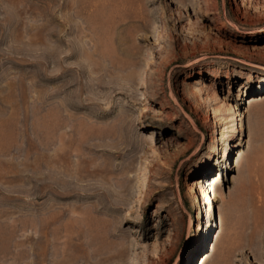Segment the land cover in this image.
Here are the masks:
<instances>
[{
    "label": "rangeland",
    "instance_id": "rangeland-1",
    "mask_svg": "<svg viewBox=\"0 0 264 264\" xmlns=\"http://www.w3.org/2000/svg\"><path fill=\"white\" fill-rule=\"evenodd\" d=\"M259 95L264 0H0V264H264Z\"/></svg>",
    "mask_w": 264,
    "mask_h": 264
},
{
    "label": "bare ground",
    "instance_id": "bare-ground-1",
    "mask_svg": "<svg viewBox=\"0 0 264 264\" xmlns=\"http://www.w3.org/2000/svg\"><path fill=\"white\" fill-rule=\"evenodd\" d=\"M251 98H252V102L262 103V104H257L258 107L264 104L263 103L264 102V95H259V96H255V97H251ZM153 194H154L153 191H148V192L143 193L142 194L143 197L140 201L143 202L144 200H146L148 197L152 196ZM126 210H127L126 216H128L129 214L134 215V214H137L140 212V208H138V207H129ZM200 258L198 259L196 264H198ZM206 262H207V257L203 258L201 260L200 264H206Z\"/></svg>",
    "mask_w": 264,
    "mask_h": 264
}]
</instances>
